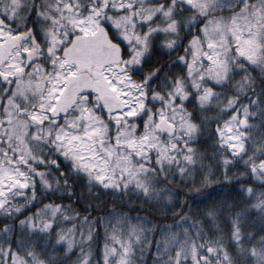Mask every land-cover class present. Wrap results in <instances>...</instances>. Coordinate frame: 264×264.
<instances>
[{"label": "snow or ice", "instance_id": "obj_1", "mask_svg": "<svg viewBox=\"0 0 264 264\" xmlns=\"http://www.w3.org/2000/svg\"><path fill=\"white\" fill-rule=\"evenodd\" d=\"M149 253L264 264V0H0V264Z\"/></svg>", "mask_w": 264, "mask_h": 264}, {"label": "rangeland", "instance_id": "obj_2", "mask_svg": "<svg viewBox=\"0 0 264 264\" xmlns=\"http://www.w3.org/2000/svg\"><path fill=\"white\" fill-rule=\"evenodd\" d=\"M154 246H155V241L153 239V241H152V247L154 248ZM145 259L149 262V264H151L152 257H151V254L150 253L148 255H146Z\"/></svg>", "mask_w": 264, "mask_h": 264}, {"label": "trees", "instance_id": "obj_3", "mask_svg": "<svg viewBox=\"0 0 264 264\" xmlns=\"http://www.w3.org/2000/svg\"><path fill=\"white\" fill-rule=\"evenodd\" d=\"M213 179H215V177H214ZM138 204H139V202H137V205H138ZM116 206L119 207V204H117ZM125 210H127V209H125ZM99 214H100V213H98V212H97V213H93V215H97V216H98ZM258 226H259V225L257 224V227H258ZM85 227H86V226H85ZM66 264H67V262H66Z\"/></svg>", "mask_w": 264, "mask_h": 264}]
</instances>
